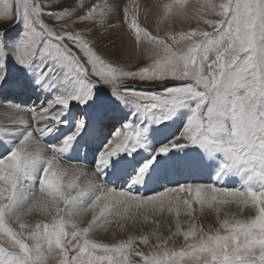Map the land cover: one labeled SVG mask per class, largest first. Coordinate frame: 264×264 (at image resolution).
I'll list each match as a JSON object with an SVG mask.
<instances>
[{
  "label": "snow or ice",
  "instance_id": "snow-or-ice-1",
  "mask_svg": "<svg viewBox=\"0 0 264 264\" xmlns=\"http://www.w3.org/2000/svg\"><path fill=\"white\" fill-rule=\"evenodd\" d=\"M55 3L0 0V264H264V0ZM117 10L134 70L89 39Z\"/></svg>",
  "mask_w": 264,
  "mask_h": 264
},
{
  "label": "bare ground",
  "instance_id": "bare-ground-1",
  "mask_svg": "<svg viewBox=\"0 0 264 264\" xmlns=\"http://www.w3.org/2000/svg\"><path fill=\"white\" fill-rule=\"evenodd\" d=\"M70 1L71 0H66V3L67 2L70 3ZM110 2L115 3V4H120V5H123L129 2V5L131 6V3L133 2V0H110ZM138 3L140 4L141 9H142L141 14H140V19L142 22H144L147 25V22L153 19V15L151 13H152V10L153 12H155L154 5L157 3V0H138ZM144 9L149 10V15L147 17H145V15L143 14ZM120 19H121V14L117 10L111 13L102 25L100 24L88 25L89 28L93 29L91 31L89 39L95 42V46L97 50L102 52L106 57H108L111 60L118 61L124 65L127 63V61H129L130 58H133V55L135 54L133 51L134 41L128 36L129 34L126 28L119 27L118 22ZM110 24H117V27L110 28L109 27ZM178 29H179V26L175 25L174 30H178ZM17 103L19 102L17 101ZM6 114L7 113L4 110L0 109V121L3 120ZM47 143L48 141H41V144L44 147H46ZM74 163L75 161L70 163V162L61 160V164H63L66 167H71L73 166ZM86 170L89 172L92 171L90 168H87ZM25 186L31 187L27 181L25 182ZM225 210L231 211V212L237 211L235 206H232L231 208H226ZM198 223L203 224L206 228L209 225L215 228L217 226L216 214L214 212H205L202 216L199 217ZM148 228H150V226L145 227V226L137 224L134 227L133 226L130 227L129 231L132 232L133 234H140V232L146 231L148 230ZM111 234L113 235L112 239H123V237L126 236L127 231L122 232L118 228L113 227L107 232L98 231L97 233H95V236L96 238L100 240L108 242V239ZM163 234L164 235L168 234L166 229L164 230Z\"/></svg>",
  "mask_w": 264,
  "mask_h": 264
},
{
  "label": "rangeland",
  "instance_id": "rangeland-1",
  "mask_svg": "<svg viewBox=\"0 0 264 264\" xmlns=\"http://www.w3.org/2000/svg\"><path fill=\"white\" fill-rule=\"evenodd\" d=\"M71 2V1H70ZM126 2V1H125ZM124 2V3H125ZM86 3H91V0H86ZM68 4V2L66 3V0H56V3L53 5V9H55V10H58V9H60V8H62L64 5H67ZM127 4H129V2H127ZM120 13V12H119ZM152 13H153V10H152ZM144 14V13H143ZM142 22V21H141ZM14 23V20H12V19H6V18H2V17H0V29H3V28H6V27H8V26H10V25H12ZM142 23H144V22H142ZM145 24V23H144ZM147 25L150 27V29L151 30H153L154 29V26H155V21H154V17H153V19L152 20H150V21H148L147 22ZM179 26V25H178ZM185 27H187V24H185L184 25ZM77 27H83V25H77ZM126 28V27H125ZM210 30V29H209ZM129 34V33H128ZM129 37H130V35H128ZM131 38V37H130ZM134 55H133V58H130L129 59V61H127V63L126 64H124V66H126V67H128V68H130V69H132V70H134L135 69V67L137 66V65H140V66H143L144 64H146V63H148L149 61H148V58L142 53V52H138L137 50H136V48H135V43H134ZM131 60V61H130ZM129 64V65H128ZM37 103H39V101H37ZM11 130V129H10ZM111 138V137H110ZM62 161H66V162H70V163H72L73 162V160H71V159H62ZM88 168H90L91 170H93L92 169V167L91 166H89ZM140 225V224H139ZM130 227H132V226H130ZM129 227V228H130ZM129 228L127 229V234H126V236H124L123 237V239L124 238H126L127 237V235H129V234H133L132 232H130L129 231ZM112 234L110 235V237H109V239H108V242H114V241H116V240H119V239H112ZM175 243H176V245L177 246H179L181 243H182V238H178V239H176V241H175ZM141 247H144V246H141ZM145 250H147V249H145Z\"/></svg>",
  "mask_w": 264,
  "mask_h": 264
},
{
  "label": "clouds",
  "instance_id": "clouds-1",
  "mask_svg": "<svg viewBox=\"0 0 264 264\" xmlns=\"http://www.w3.org/2000/svg\"><path fill=\"white\" fill-rule=\"evenodd\" d=\"M29 103H31V101H29ZM110 138V137H109Z\"/></svg>",
  "mask_w": 264,
  "mask_h": 264
}]
</instances>
